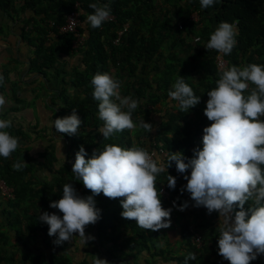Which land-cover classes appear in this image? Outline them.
Here are the masks:
<instances>
[{"label": "trees", "instance_id": "obj_1", "mask_svg": "<svg viewBox=\"0 0 264 264\" xmlns=\"http://www.w3.org/2000/svg\"><path fill=\"white\" fill-rule=\"evenodd\" d=\"M92 3H108L113 20L105 21L99 28H92L86 23L87 15L94 11L89 7ZM21 8L32 13L25 24H30L31 34L36 33L35 36L25 33L26 41L34 48L31 71L44 75L42 77L46 82L49 81L47 76L50 73L43 69L57 68L60 65L57 57L59 51L68 57H74L76 52L71 43L77 34L85 37L83 48L79 51L83 56L81 59L85 70L72 79L73 85L82 88L83 97L74 98L68 103L67 116L72 114L73 109L77 113L74 104L83 105L90 101L92 114L78 113L89 128L82 127L80 139L77 134H59L54 126L48 132L45 129L36 130L35 136L48 145L33 156L22 147L23 141H29L30 136L21 129L16 133L13 129L8 131L20 142L12 156L22 159L21 153H24L29 162L28 166L17 171L13 168L16 161L10 162L0 157V179L15 191V198L12 200L7 196L1 197L8 204L0 211V264L16 261L9 254V249L21 251L19 264H95L90 263V256L83 257L78 263L65 255L58 257L54 247L66 249L70 242L55 244L56 237L48 235V225L39 219L44 212L62 216L57 209L50 208L49 204L62 198L63 185L66 183H72L81 197L92 196L91 191L72 173L75 154L82 146L80 140L85 142L83 147L88 154L86 159L91 158L94 151H103L108 144L125 149L142 147L165 162L169 153H181L185 162L194 158V150L202 149L203 129L211 124L203 115L208 100L207 92L216 87L222 71L232 66L264 65V0H221L206 9L201 7L200 0H26ZM70 12L78 14L80 26L77 32L62 33L60 28L66 23L65 14ZM222 21L235 24L238 34L236 46L230 54L223 56L227 60V67L218 70L217 51L207 49L206 44ZM125 24L128 28L119 35ZM117 38L118 43L114 44ZM50 42L52 44L47 46ZM112 69L114 73L110 74ZM97 73H107L119 81L121 96H131L139 101L132 114V119L137 124L135 129L114 133L109 139H103L102 134L97 131L103 126V121L98 118L99 102L92 96L94 89L91 79ZM178 76L183 77L185 83L200 97V103L187 112L179 109L177 102L168 97V92L174 90L173 85ZM254 87L249 85V93ZM19 102L26 103L23 100ZM57 118L60 117L53 120ZM141 120L152 125L150 132L140 126ZM44 133L47 134L41 138ZM36 141L38 140L34 139L33 142ZM59 148L62 152L65 151L66 158L55 168L59 162L56 160ZM33 168L47 169L53 176L51 186L58 187L60 183L62 186L57 190L51 187L38 188L40 184H37L32 173ZM190 171L189 169L184 174L178 173L173 162L156 179L157 189L163 186L168 193L167 201L161 199L162 207H174L170 218L179 225L183 247L187 252L194 251L198 255L195 257L194 254L187 256V253H177L169 260L172 264H229L218 255V213L209 215L205 208L194 207L190 195L181 191L187 183L183 176H190ZM167 175L176 178L175 189L167 187ZM93 199L100 218L94 225L86 226L85 236L92 237L87 240L89 247L90 243L96 242L101 250L98 252L95 247L93 250L90 247L88 252L93 253L96 250L97 254H101L100 259L106 260L103 256L107 254V250L102 247V242L108 247L113 243L112 246L115 247L120 241L117 247L118 251H122L120 248L123 245L120 243L123 240L132 246L131 250H146L148 257H160L163 262L168 258L164 255L168 254L167 249L150 253V245L154 247L159 242L161 229L156 232L144 230L134 220L121 217L120 200L123 198L109 199L101 193ZM185 202L188 207L179 211V207ZM249 206L251 201L246 203L245 210ZM198 235L202 238L200 248L193 245ZM42 246L44 249L41 250ZM190 256L195 259H190ZM212 257L215 258L214 262ZM250 264H264V255L258 256Z\"/></svg>", "mask_w": 264, "mask_h": 264}, {"label": "clouds", "instance_id": "obj_2", "mask_svg": "<svg viewBox=\"0 0 264 264\" xmlns=\"http://www.w3.org/2000/svg\"><path fill=\"white\" fill-rule=\"evenodd\" d=\"M219 2L221 0H200V5L206 9ZM89 7L94 11L87 15L86 23L92 28H99L108 21L111 13L108 3H92ZM70 13L65 14V22ZM79 26L78 18L77 28ZM126 28L127 24L118 34L121 35ZM237 34L235 24L222 21L206 44L207 49L217 51L216 60L218 56L222 57L226 62L225 67L227 60L223 56L230 54L236 46ZM79 36L83 39L80 45L72 46L77 36L71 43L76 53L83 48L85 40L84 36ZM113 43L117 44L118 38ZM250 84L255 87L249 93ZM3 85L4 76L0 74V86ZM91 86L94 89L93 99L99 102L98 118L103 121V126L97 131L103 139L137 127L132 114L139 101L131 96H121L119 81L107 73H97L91 79ZM173 89L168 92V97L176 101L182 111L187 112L200 103V97L183 77L178 76ZM69 92H74V89L70 88ZM207 96L203 115L211 124L203 129L202 149L194 150V158L187 162L179 152L169 153L165 162L145 148L125 149L114 144L105 145L103 151H94L91 158L86 159L88 154L81 146L75 154L72 173L91 191L92 196L81 197L72 183L63 185L62 198L49 204L62 216L48 212L39 216L40 221L48 225V235L56 237L54 243L59 245L69 241L74 234H78L84 244L92 239L85 236V228L94 225L100 218L93 197L101 193L109 199L123 198L120 200L121 217L134 220L144 230L156 232L170 227L171 209H164L161 204V199L168 200V193L162 186L167 197L161 195L156 187V179L174 162L180 174L191 170L190 176H183L187 183L181 191L190 195L193 206L205 208L209 215L218 213V255L229 264H250L258 256L264 255V119H261L264 117V65L232 66L223 70L216 87L207 92ZM9 103L0 94V110ZM81 124L75 109L71 115L53 121L56 132L68 136L76 135ZM140 126L149 132L152 130V125L144 120H141ZM11 127V120L0 119V157L5 159L20 146L19 139L7 131ZM25 132L30 136V142L23 141L22 147L33 156V151L37 152L43 145L42 140L35 136L36 131ZM34 139L38 141L33 142ZM26 166L24 161L13 164L17 171ZM175 186L176 178L167 175V187L175 189ZM249 201L251 206L245 210ZM187 207L185 202L178 210L183 211ZM193 245L196 247V244ZM189 258L195 259L194 256ZM212 258L214 262L215 258ZM95 264H107V261L96 258Z\"/></svg>", "mask_w": 264, "mask_h": 264}, {"label": "crops", "instance_id": "obj_3", "mask_svg": "<svg viewBox=\"0 0 264 264\" xmlns=\"http://www.w3.org/2000/svg\"><path fill=\"white\" fill-rule=\"evenodd\" d=\"M8 3L2 2L0 0V74L4 76V85L0 86V94H3L7 101H10L9 104L0 110V119H8L12 122V127L7 129V131L12 130L14 133L21 129L23 131H36L45 129L50 130L53 126V119L55 117H66L67 116V105L74 98L83 97V93L81 91V87L78 85L72 84V79L75 78L77 74L82 73L85 68L83 65V60L81 59L83 56L80 52L75 53L74 57H68L64 52L59 51L58 57V67H53L49 71L50 78L49 81L46 82L42 77L44 75H40L37 72L31 71V60L34 57V48L28 44L25 38V33L31 34L30 27L28 24L26 26L25 22L29 21L32 13L27 9H22L21 5L26 0H8ZM62 13V11H61ZM35 32L31 35L35 36ZM52 37V35H49ZM52 44V42L46 44L47 46ZM114 71H111L110 74H113ZM48 78V77H47ZM69 85L71 89H74V92H69L68 101H64L61 96V91L64 86ZM43 86V87H42ZM39 88H42L40 90ZM47 91V92H46ZM19 100L26 101L19 102ZM77 108V113H79V109L82 106V103L74 104ZM64 107L63 109H61ZM80 114V113H79ZM81 115H79V118ZM91 120V118H90ZM80 126V132L77 133L78 139L81 138L82 135V127L83 129H89L83 123ZM62 136V135H61ZM82 146L85 145L84 140H80ZM40 146L39 150L33 151L34 154L43 151L45 148V144ZM24 145V144H23ZM22 154V159H15L12 154L8 159V161H16L17 162H25L28 164L29 161L26 160L24 153ZM57 161L58 164L55 168H58L61 161H64V157L66 158L65 151L59 148L57 153ZM64 156V157H63ZM32 161V160H31ZM33 175L36 177L38 188H46L51 187L52 189H59L62 186L53 185V176L47 171V169L41 168L36 170L33 168ZM0 181H5L0 179ZM6 185V194L0 190V210H3L8 202H5L6 196L12 200L15 198V191L13 188L8 187ZM4 197V198H1ZM7 201V200H6ZM219 220L217 221V225L219 226ZM179 225L170 218V227L166 229L160 230V235L163 234L164 240L167 242H176L178 240L182 241L180 235ZM75 236L78 234H74ZM201 237L197 236L196 238ZM80 238V237H79ZM79 239H76L74 236L72 238V243L70 244H78ZM193 240V239H192ZM202 240V238H201ZM168 244V243H167ZM80 245L79 247H74L72 251L68 254L67 250L64 248L60 249L57 255L69 257L73 262L78 263L84 257H88V251L90 247L87 244V241ZM96 242H94L91 246L92 250L95 247L98 250H101ZM182 247V254L187 253L186 255L194 254L195 257L198 255L193 251V253H189ZM196 248H199L196 246ZM137 253L138 250L141 252V249L136 248ZM162 249V248H161ZM135 250V249H134ZM65 251V252H64ZM133 251V250H132ZM10 255L15 256L18 254L21 257V251L18 250H8ZM50 252V251H49ZM143 259H146V250L143 251ZM48 254V252H47ZM68 254V256H67ZM100 257V256H99ZM21 259V258H20ZM19 259V260H20ZM106 259V258H105ZM19 260L12 262L11 264H19ZM171 264V262L169 263Z\"/></svg>", "mask_w": 264, "mask_h": 264}, {"label": "rangeland", "instance_id": "obj_4", "mask_svg": "<svg viewBox=\"0 0 264 264\" xmlns=\"http://www.w3.org/2000/svg\"><path fill=\"white\" fill-rule=\"evenodd\" d=\"M195 19H197L196 16H194ZM111 69V68H110ZM50 70V69H48ZM113 71V69L111 70ZM48 79L50 78V74H48ZM69 85H66L63 87L62 91H61V96H62V99L64 101H68V97H69ZM47 92V91H46ZM64 107H62L61 109H63ZM87 112H90L92 114V101L90 102H87L84 103L80 109H79V113L80 114H87ZM78 115V113H76ZM45 134L47 133H44V135L41 137V138H44L45 137ZM170 209L171 210H174V207L173 206H170ZM1 211V210H0ZM74 237L76 239H79L78 241V244H82V241H81V238L78 237V235H74ZM165 237H163V234L159 236V242H157V244L152 247L150 245V253H154L155 251H159L161 248L162 249H167L168 251V254H164L166 257H168L167 259L164 260V262L161 260L160 257H148L147 254L146 255V259H143V253L144 252H140V253H137V250H131L132 249V246H130L129 244L125 243L123 240H121L122 243H120V245L122 246L120 249L122 251H118V247L117 245L119 244L120 241H118L116 243V246H112L114 245L112 243V245L110 244L109 247L105 245L104 242H102V247L104 249H106L107 251H105L107 254L103 257L106 258V260H108L109 262L107 264H168L170 263V260L169 258L171 256H174L178 253V255H180L181 251H182V247H181V241L178 240V241H174V242H168L167 244V241L164 240ZM72 239H70L68 242H71ZM95 241V240H94ZM78 244H70V246L66 247L65 251L67 250V253L69 254L72 249L74 247H79L80 245ZM92 246V243H90V247ZM98 247V246H97ZM136 247V246H135ZM139 247V246H138ZM44 249V246L41 247V250ZM127 249V250H125ZM54 250L55 251H60V249L58 247H54ZM71 250V251H70ZM98 252L100 250L96 249ZM94 251L93 253L92 252H89L87 255L90 256L92 259L90 260V263H93L95 262L96 258L100 259V253L97 254V251ZM64 251V252H65ZM48 252V251H47ZM67 254V256H68ZM71 254V253H70ZM100 256V257H99ZM16 260H19L21 257L20 255H16L15 256ZM104 260V259H103ZM212 261H213V258H212Z\"/></svg>", "mask_w": 264, "mask_h": 264}, {"label": "built area", "instance_id": "obj_5", "mask_svg": "<svg viewBox=\"0 0 264 264\" xmlns=\"http://www.w3.org/2000/svg\"><path fill=\"white\" fill-rule=\"evenodd\" d=\"M77 17L78 16H77L76 12H71L67 17V21H66L65 25L60 28V32H62V33H67V32L68 33H74V32H76L77 26H78V18ZM111 20H113V17L110 16L108 21H111ZM82 41H83V39L79 35H77L76 40L73 42L72 46L77 47V45H80ZM216 63H217L218 69H220V70H222L226 66V62L222 59L221 56L217 57ZM0 189L3 192H5L7 190L5 187V184H3L2 182H0ZM159 191L161 192V195L164 198L167 197V193L163 188H160ZM200 240H201L200 237H198L194 240V242H195L194 244H196L197 247H199L201 245Z\"/></svg>", "mask_w": 264, "mask_h": 264}]
</instances>
